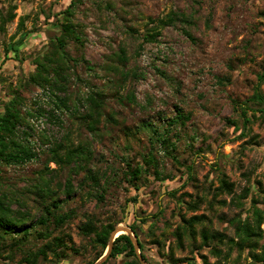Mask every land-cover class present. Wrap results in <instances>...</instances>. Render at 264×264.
<instances>
[{
    "label": "rangeland",
    "instance_id": "rangeland-1",
    "mask_svg": "<svg viewBox=\"0 0 264 264\" xmlns=\"http://www.w3.org/2000/svg\"><path fill=\"white\" fill-rule=\"evenodd\" d=\"M70 1L13 0L17 5V16L7 24L4 33L0 32V109L7 98L6 92L18 87L34 69L33 57L46 49L49 37L54 34L55 26L45 25L44 15H50L48 21H52L53 14L64 10ZM171 11L184 15L186 20L166 25L155 41L142 43L141 33L145 24L153 26L155 23L151 21ZM19 17L25 18L24 31L30 33L22 44L16 46L18 56L14 57L13 51L6 53V50L16 40L11 35L17 29ZM74 21L85 27L81 52L92 70L78 66L77 73L84 81L79 84L73 80L68 93L74 97L76 93L83 95L86 86L103 87L108 93L109 107L117 112L121 125L129 127L141 120L162 127L165 118L174 115V105L180 106L190 117L184 127L171 135L175 143L173 152L179 163L193 161L194 173L186 179L185 168L156 147L154 153L161 162V173L173 178L156 179L151 173L147 175L146 182L137 191L136 204L128 200L135 191L126 182L112 185L104 203L96 204L95 200L85 196L77 197L70 203L76 215L63 225L61 233L70 234L73 246L78 250H67V257L60 264H87L98 250L92 249L79 234L78 225L83 222L84 214H94L102 221L115 220L120 217L123 205L129 211L126 223L137 225L146 255L160 264L164 263L163 255L170 246L175 256L192 257L200 244L198 232L202 227L211 233L221 232L226 238L236 239L231 219L237 216L252 218L248 200L239 206L231 198L250 185L256 186L257 181L264 189V118L256 112L245 134H239L240 130L234 129L225 119L235 117V102L240 103L253 94L257 76L264 72V0H84L75 13ZM120 46L130 57L127 68L136 73L135 78L130 76L124 83L121 93L125 94L128 88L133 89L136 104L119 105L112 97L116 89L114 83H103L102 78L106 76L104 70ZM78 53L71 47L73 56ZM22 94L28 105L36 101L50 112L53 106L50 98L53 97H49L47 91L30 87L22 90ZM48 117L46 113L29 117L34 139L44 134L49 141H57L68 135L72 142L77 143L90 137L69 112L57 110L54 117ZM107 126L115 137L110 138L104 133L93 143V150L102 155L98 164L105 165L116 153L132 157L134 164L139 163L149 146L148 133L144 131L137 136L139 139L130 138L127 142L119 130L120 125L109 123ZM37 147L41 149L45 145L37 141ZM43 159L42 155L40 160L11 169L8 174L16 178L23 175L30 177L42 166ZM48 166L55 168L53 162H49ZM117 166L123 167L120 163ZM216 167L219 171L215 170ZM222 173L233 184L230 193L218 190ZM24 183L17 180L19 186ZM173 189L177 190L176 196L187 193L184 196L186 201L198 197L201 201L198 208L188 210L184 205L178 207L175 200L163 194ZM253 195L258 200L256 206L264 209L262 190L260 193L254 190ZM158 205L162 212L153 223L150 220L142 223L136 219L134 212L152 214L157 211ZM177 209L186 218L203 216L202 223L196 225L194 246L184 237L182 249L176 247V240L170 234L177 222ZM260 228L264 230V222ZM58 233L55 231L54 234ZM226 238L221 243H215L222 255L227 250ZM156 240L161 241L159 246L154 242ZM263 242L264 233L260 240V243ZM199 253L200 257L206 256L209 263L219 259V264H245L250 260L246 249L239 255L233 250L226 261L222 257H214L207 246L199 249ZM200 257L196 258L198 263H201ZM19 259V254L12 260L6 258L5 253L0 254V264H20ZM50 259L48 254L47 260L40 261V264H54ZM125 259L121 256L106 264H123Z\"/></svg>",
    "mask_w": 264,
    "mask_h": 264
},
{
    "label": "trees",
    "instance_id": "trees-1",
    "mask_svg": "<svg viewBox=\"0 0 264 264\" xmlns=\"http://www.w3.org/2000/svg\"><path fill=\"white\" fill-rule=\"evenodd\" d=\"M83 2L84 0H71L64 10L53 14L52 21H48L50 15H44V24L55 26L54 34L49 37L46 49L33 57L31 62L34 69L27 74L18 87L6 92L7 98L3 101L0 109V254L5 253L6 258L11 260L19 254L20 264H40V261L47 260L48 254L51 255L50 260L54 264H60L67 257V250L74 252L78 250L73 246L71 235L65 232L61 233L63 225L76 215V211L70 207V203L77 197L85 196L89 200H95L96 204L104 203L105 196L112 185L126 182L135 191V194L128 200L136 204L138 201L137 191L146 182L147 175L151 173L156 179H172V176L161 173V162L156 157L154 149L159 147L165 156L178 162L173 152L175 143L172 141L171 135L178 128L184 127L190 117L180 106L174 105V115L165 118L162 127L156 126L148 120H141L133 127H129L121 125L117 112L109 107L108 93L103 87L86 86L87 90L83 95L76 93L74 97L68 93L73 80L78 81L79 84L84 81L77 73L78 66L83 65L85 69L92 70L81 52L85 41V27L74 21L75 13ZM16 9L17 5L13 0H0V32L4 33L7 24L15 19ZM176 20L185 21L186 18L182 14L171 11L166 16L151 21V23H155L153 26L146 23L145 29L141 33V42L155 41L160 30L166 25L174 24ZM24 23L25 18L19 17L17 29L11 35V38H16V40L13 41L10 49L6 50V53L13 51L14 57L18 56L16 46L22 44L30 33L24 31ZM129 29L132 30L131 27ZM184 32L190 37L187 31ZM71 47L79 53L73 56ZM112 55L111 63L104 70L106 76L102 78L103 83H114L116 89L113 91L112 97L119 105L136 104L133 89L128 88L125 94L121 93V88L130 76L136 77L135 71L132 68H127L130 57L122 46ZM263 84L264 72L257 76L253 94L240 103L235 102V117L225 119V122L234 129L240 130L239 134H245L249 130V124L256 117V112L259 113L260 118H264ZM30 87L47 91L49 97H53V99L50 98L53 105L50 107V112L36 101L32 102L31 106L28 105L22 90ZM57 110L72 114V119H75L90 137H85L77 143L72 142L68 135L57 141H49L44 134L39 139H34V135L31 134L29 117L46 113L49 116L48 119H51ZM109 123L120 125L119 130L126 137L127 142L130 138L139 139L137 136L144 131L148 133L149 146L146 152L141 155L139 163L134 164L132 157L116 153L113 154L112 160L105 162V165L98 164L102 155L93 150V143L96 139H100L104 133L114 139L115 136L107 126ZM37 141L41 145H45V148L38 149ZM42 155L44 157L42 166L34 171V175L30 177L23 175L18 178L9 176L8 173L11 169L22 168L28 162L40 160ZM49 162H53L55 168H49ZM119 163L123 167L118 168L117 164ZM179 164L186 170V179H190L194 173V162H180ZM215 170L219 171V168L216 167ZM17 180H23L24 185H17ZM255 184L256 186L250 185L244 188L240 194L231 198V201L239 206L248 200L252 218L250 220L246 216L242 219L237 216L231 219V223L235 225L236 239L226 238L221 232L211 233L202 227L198 232L200 244L196 247L192 257L175 256L170 246L167 253L163 255V264L182 262L219 264V259L209 263L206 256H199V249L204 246L209 247V252L214 257H222L225 261L229 259L233 250H236L239 255L246 249L250 260L245 264H264V242L260 243L264 233V230L260 228L261 223L264 222V209L256 206L258 200L253 195L254 190L258 193L262 190L264 193V189L260 188L262 187L260 181ZM232 186L233 184L228 182L222 173L218 190L230 193ZM176 191L173 189L163 194L175 200L178 207L184 205L188 210L198 208L201 203L198 197L186 201L184 196L187 193L176 196ZM125 210V205H123L120 209V217L115 220L102 221L94 214L83 215V222L78 225L79 234L87 240L92 249H98L87 264L94 263L103 254L108 244L109 234L115 224L123 219ZM161 212L158 205L157 211L152 214L141 215L142 213L134 212V215L142 223L148 220L153 223ZM179 212L177 209L175 215L177 222L170 234L176 240V247L182 249L184 237H187L194 246L197 234L196 225L202 223L203 216L192 215L186 218ZM129 226L138 238L143 258L151 264H160L159 261L152 260L146 255L145 245L139 238L137 225L133 223ZM55 231L59 233L54 234ZM225 238L227 250L222 255V251L215 243H221ZM154 242L158 246L161 244L160 240ZM258 249L259 251H256ZM121 256L126 258L123 264H141L135 255L133 244L126 234H120L115 238L112 249L102 264L113 262ZM198 257L201 258V263L197 262L196 258Z\"/></svg>",
    "mask_w": 264,
    "mask_h": 264
},
{
    "label": "water",
    "instance_id": "water-1",
    "mask_svg": "<svg viewBox=\"0 0 264 264\" xmlns=\"http://www.w3.org/2000/svg\"><path fill=\"white\" fill-rule=\"evenodd\" d=\"M128 214H129V211H128V209H126L124 219L122 221H120L119 223H117L115 225L114 229L110 232L108 244H107L106 249L104 250L103 254L92 264H102L106 260V258L108 257V255L112 249L113 241L120 234H126L130 238V240L133 244V247H134L135 255L141 264H151L150 262L146 261L143 258L142 254L140 252V249H139L138 238L135 235L134 231L131 229V227L126 223V219L128 217ZM176 264H187V262L176 263Z\"/></svg>",
    "mask_w": 264,
    "mask_h": 264
}]
</instances>
